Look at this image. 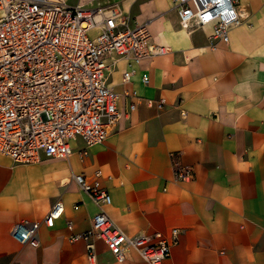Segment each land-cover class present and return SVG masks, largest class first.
Here are the masks:
<instances>
[{"label":"crops","instance_id":"crops-1","mask_svg":"<svg viewBox=\"0 0 264 264\" xmlns=\"http://www.w3.org/2000/svg\"><path fill=\"white\" fill-rule=\"evenodd\" d=\"M61 1L86 8L117 3L169 52L131 67L115 64L110 86L141 100L130 114L128 101L119 100L115 129L84 160L79 140L69 143L66 160L14 165L0 155V264H88L86 243L69 236L87 232L98 210L71 176L97 170L111 196L106 213L126 234L183 231L164 264H264V0H239L242 24L215 50L211 27L182 30L170 0ZM160 98L161 110L145 103ZM173 153L193 170L186 182L173 181ZM56 201L63 214L52 228L41 226L36 248L11 238L14 224L41 222ZM91 243L97 264H147L134 252L117 263L101 241Z\"/></svg>","mask_w":264,"mask_h":264},{"label":"built area","instance_id":"built-area-1","mask_svg":"<svg viewBox=\"0 0 264 264\" xmlns=\"http://www.w3.org/2000/svg\"><path fill=\"white\" fill-rule=\"evenodd\" d=\"M180 28L190 32L211 27L209 48L227 44L232 29L242 24L239 0H170ZM169 49L150 40L145 25H132L117 3L86 8L61 0H0V155L14 165H32L44 159L66 160L71 141L83 144L79 158L103 144L121 117L117 105L128 101L127 114L141 100L134 91L119 94L109 84V74L119 60L131 67L144 58L166 55ZM133 70L123 73L130 81ZM147 85L149 78L142 76ZM148 107L163 109L164 99H147ZM182 116H186L181 111ZM173 181L182 183L192 175L178 153L170 155ZM103 174L72 175L71 180L95 205L98 212L90 229L72 233L71 243H86L88 264H97L92 238L101 241L117 263L134 252L147 264H164L178 245L183 231L169 236L155 232L130 236L106 213L111 196L102 186ZM63 214L56 201L41 222L19 221L11 238L20 245L38 246L41 226L52 228ZM73 231V224L67 223Z\"/></svg>","mask_w":264,"mask_h":264}]
</instances>
